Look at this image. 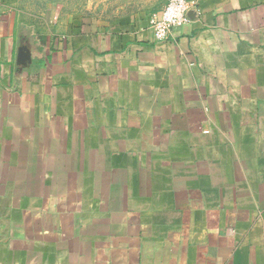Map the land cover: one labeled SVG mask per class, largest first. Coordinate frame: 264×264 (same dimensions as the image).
Wrapping results in <instances>:
<instances>
[{
	"label": "crops",
	"instance_id": "1",
	"mask_svg": "<svg viewBox=\"0 0 264 264\" xmlns=\"http://www.w3.org/2000/svg\"><path fill=\"white\" fill-rule=\"evenodd\" d=\"M20 5L0 0V264H264V0H202L167 42L33 35L23 71Z\"/></svg>",
	"mask_w": 264,
	"mask_h": 264
},
{
	"label": "rangeland",
	"instance_id": "2",
	"mask_svg": "<svg viewBox=\"0 0 264 264\" xmlns=\"http://www.w3.org/2000/svg\"><path fill=\"white\" fill-rule=\"evenodd\" d=\"M20 6V22L31 40L33 35L56 32L65 44L68 32L74 29L80 33L109 34L152 25L163 10L164 1L21 0Z\"/></svg>",
	"mask_w": 264,
	"mask_h": 264
},
{
	"label": "built area",
	"instance_id": "3",
	"mask_svg": "<svg viewBox=\"0 0 264 264\" xmlns=\"http://www.w3.org/2000/svg\"><path fill=\"white\" fill-rule=\"evenodd\" d=\"M164 6L152 22L157 42H167L172 33L190 23V13L202 0H163Z\"/></svg>",
	"mask_w": 264,
	"mask_h": 264
},
{
	"label": "water",
	"instance_id": "4",
	"mask_svg": "<svg viewBox=\"0 0 264 264\" xmlns=\"http://www.w3.org/2000/svg\"><path fill=\"white\" fill-rule=\"evenodd\" d=\"M32 48H33L32 40L23 30L21 34L20 45L17 51V66L19 71L29 70L31 68L33 64Z\"/></svg>",
	"mask_w": 264,
	"mask_h": 264
}]
</instances>
